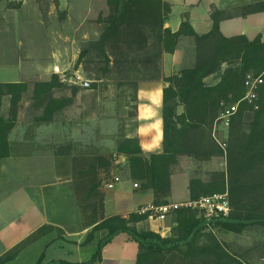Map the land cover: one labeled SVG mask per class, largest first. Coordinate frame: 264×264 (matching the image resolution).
Segmentation results:
<instances>
[{"label":"rangeland","instance_id":"rangeland-1","mask_svg":"<svg viewBox=\"0 0 264 264\" xmlns=\"http://www.w3.org/2000/svg\"><path fill=\"white\" fill-rule=\"evenodd\" d=\"M3 4L6 2L0 3V83L22 82L27 86L18 103L16 125L8 137L9 156L16 152L33 153L37 156L36 160L16 165L19 167L15 169L27 171L41 168L45 172L54 169L56 176L52 175V170L38 179L19 175L12 171L8 160L4 158L0 161V255L39 223L40 217L36 212L40 211L50 221L64 219L69 225L64 230L51 224L42 225L50 228L48 234L24 248L6 264H35L40 255L43 256L42 263L57 259L86 261L96 250V243L89 244L78 254L72 244L58 239L80 225L75 227L78 219L72 218L75 212L81 218L77 203L79 198L75 194L76 189L78 197H81L80 183L78 178L73 180V176L86 170L91 163L96 169L95 179L99 182L98 189L103 199L106 191H111L115 185H123V182L130 183L132 187L137 185L133 188L139 191L140 182L129 177L128 160L116 154V147L124 138H135L140 122L137 120V106L146 102L153 109H149L150 113L142 112L141 120L147 118L149 130L155 133L159 119L156 107L158 89L165 84L142 78L141 74L134 84H130L134 75L128 73L123 64L120 66L113 62L118 60L117 54L122 50L120 45L115 47L111 44L106 49L107 67L104 59L94 53L77 62L81 50L95 42L102 31L103 21L110 11L106 0H10L16 8L7 9V13L1 10ZM183 34L173 53L163 54L166 55L165 61L161 56V79L177 75L194 63L193 39ZM260 36L264 41V36ZM247 76L256 77L247 73L244 79ZM52 78H56L58 87L52 90L51 97L64 101L65 105L53 112L48 121L37 122L36 118L43 114V104L34 106L35 102L31 99L33 84L49 82ZM84 82L88 87L80 85ZM216 82L213 76L204 79L207 86ZM141 91L150 94L149 101L138 98ZM230 103L221 102L220 106ZM7 110L8 98L2 97L1 114L6 115ZM180 111L181 108H178L177 112ZM214 120L208 132L221 154L208 160L178 157L170 171V190L173 183L175 198L180 197L181 190L192 179L208 183L222 176L228 199L232 183V176L227 171L229 127L217 130ZM249 123L250 115L241 121L242 132L248 131ZM213 134L222 147L213 139ZM96 158L102 160L98 167L95 166ZM88 160L94 161L89 163ZM260 174L264 175V171ZM187 202L188 199L175 204ZM150 204L157 206L152 202ZM171 220L168 213L161 221L171 227ZM79 228L82 229L81 226ZM213 233L224 248L233 251L234 257L243 264H264V225H251L233 235ZM97 235L99 238V233ZM126 236L120 233L113 237L115 239L106 246V255L123 257V254L136 250L135 242L130 239L123 245Z\"/></svg>","mask_w":264,"mask_h":264},{"label":"trees","instance_id":"trees-1","mask_svg":"<svg viewBox=\"0 0 264 264\" xmlns=\"http://www.w3.org/2000/svg\"><path fill=\"white\" fill-rule=\"evenodd\" d=\"M6 9H15L10 0ZM109 14L97 40L81 50L77 62L91 53L99 55L109 64L106 49L120 47L115 65L123 64L134 84L137 76L163 82L160 100V149L143 155L136 138H124L116 147V154L128 160L131 179L140 182V190L152 194V203L167 205L170 193V171L180 156L208 160L221 154L210 138L208 127L218 115L221 102H236L244 95V76L261 75L253 105L242 102L229 125L227 145V171L232 176L229 185L226 217L206 220L196 208L181 207L171 210L170 233L160 237L148 229H137L136 224L147 220L146 215L135 211L126 215H103V194L95 179L96 169L89 165L78 178L75 189L81 213V230L90 228L81 246L88 244L93 233H99L96 250L83 262L51 260L42 263L40 255L35 264H97L103 248L113 237L124 233L137 245L135 264H243L230 255L215 237L213 231L240 233L251 225H264V41L257 35L223 37L213 19L211 29L204 35L188 34L194 42V63L177 75L160 78L159 64L163 54H172L181 31L171 32L163 23L170 7L162 0H106ZM250 11L264 9V3L247 6ZM114 56V54H111ZM115 57V56H114ZM143 72V73H142ZM213 76L214 85L207 86L204 79ZM58 87L56 78L49 82H36L31 99L34 106L43 104L42 116L37 122L48 121L53 112L62 109L65 102L51 97ZM95 87V86H93ZM27 90L25 83H0V161L9 156L8 137L16 125L18 103ZM2 97L8 98L6 115L1 114ZM254 105L256 108H254ZM181 108L178 113L177 109ZM250 115L248 131L242 132L241 121ZM102 164L96 158L95 166ZM137 186V185H136ZM222 176L204 183L192 179L187 185L188 201L224 192ZM50 228L40 227L0 256V264L12 261L27 246L48 234ZM204 237L201 242V239Z\"/></svg>","mask_w":264,"mask_h":264},{"label":"crops","instance_id":"crops-1","mask_svg":"<svg viewBox=\"0 0 264 264\" xmlns=\"http://www.w3.org/2000/svg\"><path fill=\"white\" fill-rule=\"evenodd\" d=\"M167 3L170 7L169 15L163 23L164 28L169 29L171 32L181 31L185 34H195V35H204L206 34L212 26L213 19L218 22L219 32L223 37L230 38L234 36H244L247 39H252L256 35L264 36V9H259L257 11H250L247 9V6L256 5L264 3V0H162ZM3 2V1H2ZM2 2H0L2 4ZM5 5H1V10L4 13H7L8 10H5ZM164 61L166 60V55L163 56ZM161 89H158V105L156 106L159 110V119L156 123L155 133L149 130L150 123L147 120H141V114L150 113L153 109L149 102H146L144 105L137 106V120L140 121L137 126V134L135 138L138 139L140 148L143 153L148 154L152 152L159 151L161 131H160V100H161ZM160 92V93H159ZM138 98H146L149 101L150 94L148 92L141 91L138 95ZM14 130V129H13ZM12 130V131H13ZM11 131V132H12ZM11 134V133H10ZM10 136V135H9ZM37 159V156L30 152L24 153H11L9 157L5 160L9 161L10 168L13 169V172L21 174L24 176H33L41 178L48 172L52 170V175H55L54 169H49L47 172L41 168L32 170L28 169L27 171H22L15 169L16 165L23 164L25 162L34 161ZM15 169V170H14ZM56 176V175H55ZM42 187V186H41ZM174 184L171 183L170 195L168 197V203L174 204L178 201H185L188 199V190L187 184L181 190L180 197L175 198L174 195ZM1 186H0V204H1ZM152 202V194L149 191L136 190L130 185V183L123 182V185L119 184L111 191H106L103 199V215L109 217L112 215H126L128 213L134 212L138 207L150 204ZM37 211V209H36ZM36 215L40 217L39 223H37L32 229L19 238L18 241L14 244L16 245L22 239L27 237L32 231H34L39 226L44 224H51L62 230L64 227L69 225L64 219L59 221H50L45 216H42L40 211L36 212ZM73 219L77 220L78 223L75 227L80 224V218L77 212L73 213ZM73 226V225H72ZM74 229L71 233H64L59 240L64 243L72 244L76 251L80 252L81 249H84L89 244H97L98 235L97 232L93 233L92 240L81 246V243L84 241L85 236L90 231V228L81 230L79 228ZM137 229H148L160 237H167L170 233V227L164 225V222L159 220L147 219L144 222L136 224ZM81 230V231H80ZM224 233V232H220ZM228 234V233H224ZM233 235V233H229ZM235 234V233H234ZM227 237V236H226ZM40 239V238H39ZM115 239V238H114ZM113 239V240H114ZM111 240V241H113ZM129 240L128 236L123 238V245L125 241ZM219 241V239H217ZM221 242V241H219ZM225 242V241H224ZM14 245H10L4 249L3 254L11 249ZM136 245V243H135ZM107 246V245H106ZM106 246L103 248L101 253V261L97 264H135L137 245L136 250L133 249L132 252L128 255L123 254V257L120 255L116 256H107ZM226 250V249H225ZM230 255L234 256L233 251L230 252L226 250ZM95 252V251H94ZM1 253L0 256L3 254ZM124 253V252H123ZM92 255V254H91ZM77 262H83L82 260H77ZM6 264V263H5Z\"/></svg>","mask_w":264,"mask_h":264},{"label":"built area","instance_id":"built-area-1","mask_svg":"<svg viewBox=\"0 0 264 264\" xmlns=\"http://www.w3.org/2000/svg\"><path fill=\"white\" fill-rule=\"evenodd\" d=\"M261 83H262L261 76H256V77L247 76L244 79V83H243L244 86L243 97L237 100L236 102L227 105L221 104V109L214 120V128L217 130L228 129L232 117L236 114L239 105L242 102H246L249 105H253L257 97V88ZM80 85L83 87H88V84L86 82ZM254 108H256L255 105ZM216 138L217 137L215 136V134H213V139L221 146V144L218 142ZM133 187H136V185H134ZM181 207L196 208L202 213L203 218H205L206 220L212 218L226 217L229 212L226 192L212 194L206 197H201L198 200L188 201L185 204L174 203L163 206H154L152 204H148L146 206L137 209L135 212L138 215H146L148 219H156L161 221L165 218V215L168 214L171 210H175Z\"/></svg>","mask_w":264,"mask_h":264}]
</instances>
